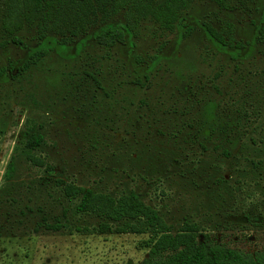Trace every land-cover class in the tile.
<instances>
[{
    "label": "rangeland",
    "instance_id": "1",
    "mask_svg": "<svg viewBox=\"0 0 264 264\" xmlns=\"http://www.w3.org/2000/svg\"><path fill=\"white\" fill-rule=\"evenodd\" d=\"M7 1L0 0V264H141L156 247L192 250L204 241L264 252V43L233 61L200 27L229 23L248 43L264 0H230L228 9L197 0L179 42L178 33L163 37L145 23L132 52L89 40L74 59L52 53L21 74L36 32L24 27L18 42L5 35ZM156 53L163 66L136 84L133 58ZM32 134L44 141L29 153ZM88 190L111 218L76 211ZM132 191L137 207L122 199ZM57 222L63 228L47 229Z\"/></svg>",
    "mask_w": 264,
    "mask_h": 264
},
{
    "label": "trees",
    "instance_id": "2",
    "mask_svg": "<svg viewBox=\"0 0 264 264\" xmlns=\"http://www.w3.org/2000/svg\"><path fill=\"white\" fill-rule=\"evenodd\" d=\"M195 1L197 0H8L2 30L13 42H18L16 35L24 27L35 29L38 44L28 52L22 65L18 66L21 74L39 66L52 53L65 60H72L85 50L89 40L106 49L126 44L132 52L135 47L132 39L145 23L155 25L156 31L163 37L178 33L179 42L184 38L186 31L185 16ZM211 1L220 9H228L230 5V0ZM117 15H122L123 20L109 22ZM262 20L254 40L248 43L235 38L234 29L229 23L219 29L207 22L201 23L200 27L218 53L238 61L244 54L250 56L256 42L264 43V13ZM92 27L97 30L88 34ZM81 37L84 38L80 40ZM75 39L80 41L75 46L76 52L72 53L71 45ZM163 61L164 56L159 53L144 57L136 55L133 58V68L137 76L134 82L143 86L160 70ZM4 72L0 69V77ZM16 72L13 70V75ZM142 102L144 105L147 104L146 100ZM220 128L222 134L227 136L226 128L229 127ZM43 141L42 135L32 134L26 144L29 153ZM222 154L230 157V152L226 148H223ZM66 193L68 194L67 191ZM94 196L92 191H85L76 211L111 218L112 214L108 211H102L98 205L92 204ZM122 199L130 201L137 207L139 203L136 202L140 198L132 191L125 194ZM124 206L128 204L124 203ZM123 215L122 210L118 211L116 218ZM60 228H63V225L59 222L47 225V229ZM175 242L170 239L167 244L173 246ZM191 249L171 247L167 250L164 247H156L141 264H264V252L245 253L210 241L198 243Z\"/></svg>",
    "mask_w": 264,
    "mask_h": 264
},
{
    "label": "flooded vegetation",
    "instance_id": "3",
    "mask_svg": "<svg viewBox=\"0 0 264 264\" xmlns=\"http://www.w3.org/2000/svg\"><path fill=\"white\" fill-rule=\"evenodd\" d=\"M263 13H264V11H263ZM262 19H263V14H262ZM262 19H261V21H260V24H261L262 21H263ZM260 24L257 26L256 31H255V34H254L253 39H252L251 41L254 40V38H255V36H256V33H257V30H258V27L260 26ZM206 38H207V37H206ZM251 41H250V42H251ZM256 44H258V43L256 42L255 45H256ZM255 45H254V47H255Z\"/></svg>",
    "mask_w": 264,
    "mask_h": 264
}]
</instances>
